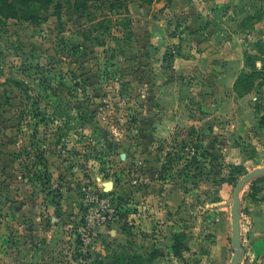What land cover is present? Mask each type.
<instances>
[{
  "label": "rangeland",
  "instance_id": "1",
  "mask_svg": "<svg viewBox=\"0 0 264 264\" xmlns=\"http://www.w3.org/2000/svg\"><path fill=\"white\" fill-rule=\"evenodd\" d=\"M73 3L0 25V264H229L232 189L264 166V0Z\"/></svg>",
  "mask_w": 264,
  "mask_h": 264
},
{
  "label": "water",
  "instance_id": "2",
  "mask_svg": "<svg viewBox=\"0 0 264 264\" xmlns=\"http://www.w3.org/2000/svg\"><path fill=\"white\" fill-rule=\"evenodd\" d=\"M187 1V0H184ZM264 178V166L254 168L242 175L232 189L231 216V247L232 256L229 264H242L245 257V249L242 243L240 206L242 194L246 186Z\"/></svg>",
  "mask_w": 264,
  "mask_h": 264
},
{
  "label": "trees",
  "instance_id": "3",
  "mask_svg": "<svg viewBox=\"0 0 264 264\" xmlns=\"http://www.w3.org/2000/svg\"><path fill=\"white\" fill-rule=\"evenodd\" d=\"M54 1L59 0H15L14 2L10 0H0V25L8 18H12L17 14V11L19 10L16 7V4L20 6H29L30 4H38L42 7H48L51 5ZM90 1H96V0H74V8L75 10H86L88 7V2ZM147 3L152 2L153 0H145ZM56 8L60 7V3H56ZM200 158L203 159L206 162V166L212 164L213 161V154L209 149L204 148L200 144H194V151H193V157L190 161V166H193V173L192 177H197L199 175H204L203 169L204 167L200 166L201 161ZM212 158V159H210ZM210 160V161H208ZM206 168V167H205Z\"/></svg>",
  "mask_w": 264,
  "mask_h": 264
},
{
  "label": "crops",
  "instance_id": "4",
  "mask_svg": "<svg viewBox=\"0 0 264 264\" xmlns=\"http://www.w3.org/2000/svg\"><path fill=\"white\" fill-rule=\"evenodd\" d=\"M253 201L251 203V212L250 213H264V199H260L259 196L257 194L252 195V200ZM256 219V224H259L262 216L260 214H257L255 216ZM242 225V224H241ZM259 230H260V225H256L252 227V231H254V233L256 232V235L254 238H256L257 242L260 241L259 236ZM241 231H242V226H241ZM242 243H243V232H242Z\"/></svg>",
  "mask_w": 264,
  "mask_h": 264
}]
</instances>
